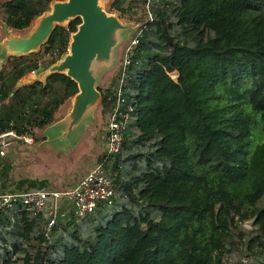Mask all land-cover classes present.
Instances as JSON below:
<instances>
[{
  "label": "trees",
  "instance_id": "trees-1",
  "mask_svg": "<svg viewBox=\"0 0 264 264\" xmlns=\"http://www.w3.org/2000/svg\"><path fill=\"white\" fill-rule=\"evenodd\" d=\"M52 1L0 0V19L21 31ZM146 4L154 26L149 32L148 24L142 26L149 19ZM107 10L142 29L123 86L121 109L128 119L122 147L111 165V156L106 161L111 174L117 171L115 197L78 218L95 220L92 234L73 231L55 258L49 255L57 243L52 232L50 240L42 231L37 235L34 251L24 245L35 215L20 213V229L11 231L16 237L0 264H238V258L224 259L236 243L244 254L262 256L264 0H109ZM80 22L75 17L56 25L37 51L6 58L1 127H44L78 91L63 72L18 81L62 58ZM179 30L178 38L170 33ZM116 71L98 87L100 110L108 114L116 101ZM105 155L106 148L98 161ZM123 171L131 176L125 179ZM34 187L44 186L22 180L16 189ZM18 214H0V227ZM0 239L7 244L1 233Z\"/></svg>",
  "mask_w": 264,
  "mask_h": 264
},
{
  "label": "rangeland",
  "instance_id": "rangeland-1",
  "mask_svg": "<svg viewBox=\"0 0 264 264\" xmlns=\"http://www.w3.org/2000/svg\"><path fill=\"white\" fill-rule=\"evenodd\" d=\"M108 2L109 0L99 1L103 9H105L108 13L115 14V12L107 10ZM50 8L51 4L46 12H48ZM38 19L39 16L35 17L31 24L21 31H14L12 29L9 31L7 29L10 28L3 25V27H0V35L11 34L9 36H25L35 27ZM120 20L122 23L126 24L127 27L122 29L120 32H117V43L112 50L113 59L112 62L108 64L109 66L106 67H110L112 65L111 68H113L116 66L117 62L120 61L121 63L124 48L130 38L137 31L138 24L134 23V21H126L125 19ZM145 22L146 21H143L142 25ZM66 24L67 22L63 23V25ZM151 28H154L153 24H148L146 32H149ZM170 33L174 34L177 38L180 37V30L178 32L171 31ZM1 50L0 51L2 53L0 52V57L4 56L6 52L4 48H1ZM106 69L102 72L105 73ZM42 72H44V68H39L35 71L29 72L21 77L20 81H26L32 78L40 79L39 77L42 75ZM112 72L113 70L109 69L106 72V74H108L107 76H111ZM169 75L175 79L177 71L169 72ZM96 85L97 88L103 86V84L99 83L98 80L96 81ZM72 99V97L67 99L64 103L65 105H62V107L58 110L56 115L57 121L50 123L45 128L36 129L35 132L33 131L35 135V142L33 144L26 145L20 143L12 145L4 156H0V187L2 184L6 185L7 188L9 186H15L18 184L17 182H19L20 179L27 178V181L33 179L35 184L39 183V185H43L44 188L64 189L71 187L73 185L74 178L81 175L83 172H86L88 169L90 170L97 163L99 157L102 156V153L105 151L109 114L106 111L101 112L100 100H98L96 104L89 109L88 113L84 118H82L79 124L67 133L63 134L66 128L64 125L65 122L63 121L64 119L60 121L59 119H61L68 112L72 105ZM146 153H148V151L143 154ZM116 159V154L111 156L107 165H111ZM134 159L137 160L136 157ZM128 169L131 171L130 168ZM127 175L128 177L131 176L129 174ZM127 175H125L124 172V175L122 176L126 179ZM261 203H264V197L262 198ZM62 207L63 209H61V212L57 217V223L52 230L51 240L53 242L57 240V243L50 247L49 255L52 258L59 255L63 241L69 243L73 239L71 236L73 231L76 230L83 237H87L92 234L94 230L92 227L96 223L94 219H86L87 217L84 219L75 218L73 213L70 212V207L73 208L72 203H70V206L66 203ZM20 218V213L18 215H14L10 224L0 227V233L4 235L7 241V244H5V242L0 239V260L4 255H6V245L9 246L10 241L16 237L15 233H12L11 231L20 229V223L17 225ZM34 221V232L31 236V240L23 241L24 245L29 250L33 251L35 250L33 246H36L37 244V235L43 229L44 218L39 214L38 216H35ZM9 248L11 249L10 246ZM231 248H233V252L231 251L233 254L225 255L224 259L226 262L244 255V249L239 243L231 246ZM57 253L58 255H56ZM19 255L21 254H16V256Z\"/></svg>",
  "mask_w": 264,
  "mask_h": 264
},
{
  "label": "water",
  "instance_id": "water-1",
  "mask_svg": "<svg viewBox=\"0 0 264 264\" xmlns=\"http://www.w3.org/2000/svg\"><path fill=\"white\" fill-rule=\"evenodd\" d=\"M99 1L53 0L50 10L39 15L37 24L27 35H13L2 41L9 55H24L38 50L56 25L80 17L81 22L70 34L68 52L44 69L40 79L44 80L52 72H63L77 84L78 91L72 97L71 108L63 120L66 126L63 134L79 124L100 100L101 94L96 85L98 69L112 62L117 32L127 27L117 15L103 9ZM253 220L244 224L249 226Z\"/></svg>",
  "mask_w": 264,
  "mask_h": 264
},
{
  "label": "built area",
  "instance_id": "built-area-1",
  "mask_svg": "<svg viewBox=\"0 0 264 264\" xmlns=\"http://www.w3.org/2000/svg\"><path fill=\"white\" fill-rule=\"evenodd\" d=\"M149 19L142 25L145 27L148 21H152L149 5L146 4ZM142 28V27H141ZM142 29H137L136 33L127 42L123 51L122 60L119 67V79L117 82V100L108 117V134L106 155L98 161L80 181L71 188H29L16 189L12 187L5 191H0V214L3 213H22L44 218L42 234L44 238L50 240L52 229L57 223L63 205L72 203V212L77 218H83L92 213L99 203H112L115 197V188L112 174L106 168V161L110 156L118 153L122 147L124 129L126 127L128 114L122 111L121 105L124 102L123 86L125 84L126 72L132 62L134 51L138 45ZM130 110V109H129ZM35 142L33 132H19L12 122L6 126L0 125V156H4L12 145L26 144L31 145ZM245 225V224H244ZM247 226V225H246ZM238 264H264V254L260 257H253L244 254L238 257Z\"/></svg>",
  "mask_w": 264,
  "mask_h": 264
},
{
  "label": "crops",
  "instance_id": "crops-1",
  "mask_svg": "<svg viewBox=\"0 0 264 264\" xmlns=\"http://www.w3.org/2000/svg\"><path fill=\"white\" fill-rule=\"evenodd\" d=\"M3 25L4 26H6V27H8V28H10V29H7V30H9V31H11V29L12 30H14L13 28H11V27H9V26H7L6 24H5V22L3 21V20H1L0 19V27H3ZM15 31V30H14ZM9 35H11V34H9ZM9 35H7V34H5V35H0V50H1V48H3V45H2V41H3V39L4 38H7V37H9ZM2 51V50H1ZM0 51V52H1ZM2 53V52H1ZM9 56V54L7 53V52H5V55L4 56H1L0 57V70H1V67H2V65H3V63H4V61L6 60V58ZM119 64H120V61L119 62H117V64H116V66L115 67H113V68H111V66L110 67H106V66H109V65H106V66H101L99 69H98V72H97V79H96V81L98 80L99 81V83H102L103 84V86L104 85H106V84H108L111 80H112V77H114L115 76V74H116V70H118L119 69ZM104 68V69H103ZM107 68V69H106ZM39 69V68H38ZM105 69H106V72L110 69V70H113V72H112V74H111V76H107L108 74H106V72L105 73H103L104 71H105ZM35 71V70H34ZM103 71V72H102ZM101 72V73H100ZM42 75H43V72H42ZM42 75L39 77L40 79H41V77H42ZM21 79V78H20ZM20 79H19V81H18V83H22V84H25V83H29V82H32V81H35V80H37L38 78H32V79H28V80H24V81H20ZM63 106L65 105V104H62ZM62 105L60 106V108L62 107ZM59 108V109H60ZM71 108V107H70ZM70 108H69V110H70ZM58 109V110H59ZM69 110H68V112H69ZM58 112V111H57ZM67 112V113H68ZM67 113H66V115H67ZM56 115H57V113H56ZM56 115H55V119H54V121H57L56 120ZM66 115H64L61 119H59V121L60 120H62V119H64L65 117H66ZM53 121V122H54ZM49 125V124H48ZM45 127H47V125L46 126H44V127H41V128H35L34 129V132H35V130L36 129H42V128H45ZM107 132H108V129H107ZM105 148L107 147V140L105 141ZM89 170V169H88ZM88 170L86 171V172H83L81 175H79V176H77L76 178H74L73 179V185L71 186V187H73L74 185H76L79 181H80V179L88 172ZM27 179V178H26ZM25 178L23 179H20L19 180V182L20 181H24V185H27V184H29L30 182H34V180L32 179V180H30V181H27ZM19 182H17V183H19ZM12 186V185H11ZM17 185H15V186H12V187H16ZM12 187H8V189H10V188H12ZM71 187H68V188H71ZM34 188H36V187H34ZM42 188V187H41ZM65 189V188H64Z\"/></svg>",
  "mask_w": 264,
  "mask_h": 264
}]
</instances>
